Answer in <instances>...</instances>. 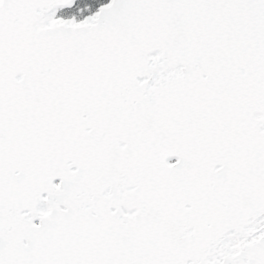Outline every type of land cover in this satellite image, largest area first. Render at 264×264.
<instances>
[{
  "label": "snow or ice",
  "instance_id": "6c2138e0",
  "mask_svg": "<svg viewBox=\"0 0 264 264\" xmlns=\"http://www.w3.org/2000/svg\"><path fill=\"white\" fill-rule=\"evenodd\" d=\"M0 264H264V0H0Z\"/></svg>",
  "mask_w": 264,
  "mask_h": 264
}]
</instances>
